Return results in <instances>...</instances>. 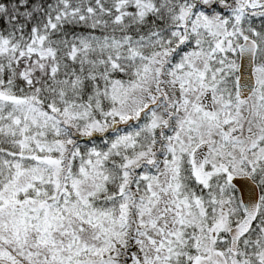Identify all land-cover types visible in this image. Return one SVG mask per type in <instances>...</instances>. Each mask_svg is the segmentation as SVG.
<instances>
[{
  "label": "snow or ice",
  "instance_id": "obj_1",
  "mask_svg": "<svg viewBox=\"0 0 264 264\" xmlns=\"http://www.w3.org/2000/svg\"><path fill=\"white\" fill-rule=\"evenodd\" d=\"M0 264H264V0H0Z\"/></svg>",
  "mask_w": 264,
  "mask_h": 264
}]
</instances>
